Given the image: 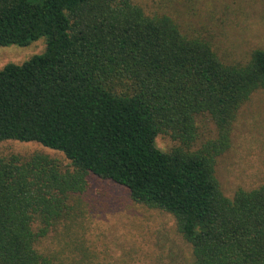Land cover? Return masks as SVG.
<instances>
[{
  "label": "trees",
  "instance_id": "1",
  "mask_svg": "<svg viewBox=\"0 0 264 264\" xmlns=\"http://www.w3.org/2000/svg\"><path fill=\"white\" fill-rule=\"evenodd\" d=\"M40 38L41 55L0 68V143H37L70 167L0 157V264H51L36 245L89 175L170 214L194 264H264V184L227 198L215 176L238 111L264 92V50L222 63L209 42L133 0H0V46ZM199 115L216 136L192 151ZM160 132L179 147L158 150Z\"/></svg>",
  "mask_w": 264,
  "mask_h": 264
},
{
  "label": "rangeland",
  "instance_id": "2",
  "mask_svg": "<svg viewBox=\"0 0 264 264\" xmlns=\"http://www.w3.org/2000/svg\"><path fill=\"white\" fill-rule=\"evenodd\" d=\"M146 16L166 15L189 37L210 43L225 64H244L253 50H264V0H133ZM45 40L26 47L0 46V68L20 65L41 55ZM197 136L190 150L213 140L215 126L204 115L195 119ZM155 147L169 153L179 143L160 132ZM41 154L70 163L37 143L4 141L0 157ZM215 176L222 194L264 184V92L254 93L232 124L229 149L216 160ZM70 213L36 245L51 264H194L190 245L174 218L159 209L134 202L126 188L95 176L87 188L69 200Z\"/></svg>",
  "mask_w": 264,
  "mask_h": 264
}]
</instances>
